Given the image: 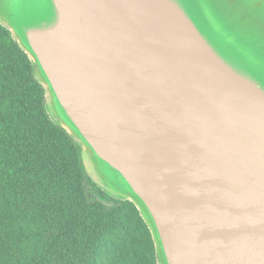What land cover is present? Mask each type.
<instances>
[{"label": "water", "instance_id": "95a60500", "mask_svg": "<svg viewBox=\"0 0 264 264\" xmlns=\"http://www.w3.org/2000/svg\"><path fill=\"white\" fill-rule=\"evenodd\" d=\"M26 40L94 155L142 202L166 264H264V90L173 0H51Z\"/></svg>", "mask_w": 264, "mask_h": 264}, {"label": "trees", "instance_id": "16d2710c", "mask_svg": "<svg viewBox=\"0 0 264 264\" xmlns=\"http://www.w3.org/2000/svg\"><path fill=\"white\" fill-rule=\"evenodd\" d=\"M204 39L264 90L263 64L240 55L251 67H236ZM26 44L0 24V264H166L142 202L99 188L66 114L73 132L50 118L36 72L59 103Z\"/></svg>", "mask_w": 264, "mask_h": 264}, {"label": "rangeland", "instance_id": "374dc122", "mask_svg": "<svg viewBox=\"0 0 264 264\" xmlns=\"http://www.w3.org/2000/svg\"><path fill=\"white\" fill-rule=\"evenodd\" d=\"M176 3L223 58L241 68L242 64L235 60L239 58L251 67L240 56L254 61L249 55L264 66V0H178ZM55 20L56 11L51 0H0V24L25 50L27 32L49 28L55 24ZM219 39L226 44L222 49H218ZM36 76L46 89V110L50 118L73 132L65 113L38 72ZM80 146L86 172L93 182L113 198L137 203L123 178L98 159L84 143H80ZM158 264H164L161 257Z\"/></svg>", "mask_w": 264, "mask_h": 264}, {"label": "flooded vegetation", "instance_id": "af4514ba", "mask_svg": "<svg viewBox=\"0 0 264 264\" xmlns=\"http://www.w3.org/2000/svg\"><path fill=\"white\" fill-rule=\"evenodd\" d=\"M227 42V41H226ZM224 45L226 46V44L221 40V39H219L218 40V49L220 48V49H222V47H224ZM213 46V45H212ZM214 47V46H213ZM233 55V54H232ZM234 56V55H233ZM238 63H240V64H243V62L241 61V59H235Z\"/></svg>", "mask_w": 264, "mask_h": 264}]
</instances>
